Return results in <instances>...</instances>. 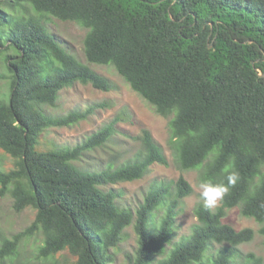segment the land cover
I'll list each match as a JSON object with an SVG mask.
<instances>
[{"label":"trees","instance_id":"obj_1","mask_svg":"<svg viewBox=\"0 0 264 264\" xmlns=\"http://www.w3.org/2000/svg\"><path fill=\"white\" fill-rule=\"evenodd\" d=\"M48 15L85 28L86 61L111 65L169 118V145L180 169L198 168L200 182L225 184L226 166L238 173L214 210L202 198L196 202L188 235L172 241L178 203L193 193L182 175L172 194L161 182L135 209L121 207L117 193L104 188L167 164L149 130H141L142 151L133 161L99 171L72 161L102 146L120 115L72 147L36 149L43 130L69 127L91 112L48 116L43 106H53L61 89L76 82L102 91L115 87L48 31L41 20ZM0 53L9 75L8 98H0V150L13 160L0 170V197L9 194L16 212L35 210L27 227L1 237L0 261L39 231L38 257L65 252L73 260L63 264H112L111 249L133 225L136 246L124 264H262L237 247L253 230H235L222 218L238 207L260 224L264 246V0H0ZM158 207L163 214L154 223ZM214 243L220 248L206 257Z\"/></svg>","mask_w":264,"mask_h":264},{"label":"rangeland","instance_id":"obj_2","mask_svg":"<svg viewBox=\"0 0 264 264\" xmlns=\"http://www.w3.org/2000/svg\"><path fill=\"white\" fill-rule=\"evenodd\" d=\"M42 22L62 44L78 60L88 65L93 71L110 80L115 87L109 91L93 88L90 84L76 82L71 87L59 91L53 106L44 105L43 111L48 116H59L71 110L86 111L87 117L69 127H49L43 130L36 143V149L46 150L55 147H72L81 142L88 135L100 130L116 115L123 120L115 123V132L100 147L84 152L82 156L72 163L82 170L99 171L106 168H116L126 162L133 161L142 151L139 135L141 130L150 131L155 142L161 146L165 154L167 164L154 163L150 170L140 179L119 182L107 185L104 188H112L117 193L116 201L121 207L135 209L141 202L144 193L154 185L163 182L173 193V182L182 175L192 187V194L186 196L178 203V214L173 224L172 241L190 233L196 224L193 208L201 199L198 185L199 169L182 170L174 162V156L169 143L168 119L158 115L152 105L141 98L131 89L115 71L111 65H99L88 63L83 54V38L86 29L72 21H62L52 16L41 17ZM12 51L9 50L8 53ZM4 54L0 53V98L7 100L9 90L8 72L5 67ZM102 105L98 107L97 105ZM13 166L10 156L0 150V170H7ZM172 196V195H171ZM220 200L216 206L219 205ZM12 198L9 194L0 197V240L1 237H11L29 225L35 210L27 207L19 212L13 210ZM215 206V207H216ZM215 207L211 209L214 210ZM163 214V208L158 207L152 214V221L158 222ZM222 222L230 225L235 230L251 228L254 232L252 239L238 245L242 254L253 253L260 257L264 264V246L262 237L258 232L260 224L252 218L240 214L238 207L228 209ZM42 243V234L37 231L24 237L19 242L16 252L0 261V264H63L65 260H73L72 257L63 252L53 258H42L37 256V249ZM222 245L227 246V243ZM136 246V234L133 225L127 226L119 244L111 249L115 261L112 264H124L125 257L134 252ZM220 244L214 243L205 256L210 257L217 252ZM170 249V244L166 245ZM160 258V257H157ZM240 262V258H236Z\"/></svg>","mask_w":264,"mask_h":264},{"label":"clouds","instance_id":"obj_3","mask_svg":"<svg viewBox=\"0 0 264 264\" xmlns=\"http://www.w3.org/2000/svg\"><path fill=\"white\" fill-rule=\"evenodd\" d=\"M224 171L227 173V184L223 182L214 183L211 180H206L198 185L203 204L207 208L215 207L217 202L227 194L229 186H234L238 180V173L229 171L228 166L225 167Z\"/></svg>","mask_w":264,"mask_h":264}]
</instances>
